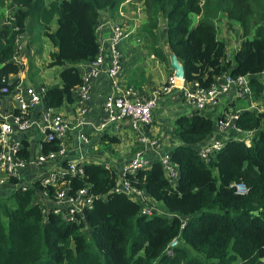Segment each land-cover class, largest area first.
<instances>
[{"label":"trees","instance_id":"obj_1","mask_svg":"<svg viewBox=\"0 0 264 264\" xmlns=\"http://www.w3.org/2000/svg\"><path fill=\"white\" fill-rule=\"evenodd\" d=\"M44 1L0 0V13L13 12L11 23L0 25V99L3 89L10 93L18 84L10 79L20 71L13 61L16 36L29 30L55 49L46 67L62 68L60 85L43 87L41 96L46 107L57 110L72 103L73 90L81 83L77 65L98 53L100 13L120 18L119 12L132 7L127 0H59L49 7ZM135 1L134 10L138 4L145 18L137 33L143 49L166 68V50L171 53L182 66L185 83L206 89L220 76L249 77L252 100L261 110L242 109L234 121L238 130L252 132L249 145L225 140L205 162L197 151L211 134L212 120L198 112L177 117V144L168 151L176 182L165 178L154 158L148 169L125 176L131 188L159 203L164 214L141 215L135 201L114 191L113 167L85 160L80 177L62 179L68 196L84 190L90 199L80 215L63 218L50 207L42 212L35 195L43 189L53 198L50 186L13 189L0 196V264H264V82L258 77L264 68V0ZM218 15L239 25L233 62L216 39ZM53 18L56 27L50 31ZM97 133L105 145L119 142L108 130ZM57 149L56 141L40 143L43 155ZM15 156L28 160L27 142H21ZM234 184L243 185L245 194H237ZM176 237L177 245L166 253Z\"/></svg>","mask_w":264,"mask_h":264},{"label":"built area","instance_id":"obj_2","mask_svg":"<svg viewBox=\"0 0 264 264\" xmlns=\"http://www.w3.org/2000/svg\"><path fill=\"white\" fill-rule=\"evenodd\" d=\"M127 2L128 0L125 3ZM135 9L136 12H138V9L140 11L138 4H135ZM12 14L13 12L7 14L0 21V25L8 26L12 21L10 17ZM119 16L125 18L121 12H119ZM104 26L110 28L109 38L105 41L107 52L105 54L103 53L102 43L99 45L98 39L96 38L98 44L96 57L83 66H77L79 71H81L79 75L81 83L76 87L75 98L81 104V107L77 114L76 127L86 125L96 132H101L103 130L117 131L120 126L124 125L129 131L137 134L138 141L146 149L152 151V154H156L157 141L151 139L145 133V130L152 122V111L157 107V102L168 99L174 94L180 95L184 104L192 109V113H200L206 108H216L219 104V97L226 93H231L234 100L248 102L249 107L247 106L245 110H261V106L253 105L254 101L252 100V92L248 84V76L230 77L224 75L221 81H215L209 88L202 89L194 83V88L188 89L185 87L183 79L180 80L171 73L162 85L148 97L130 91L128 93H121L116 81L121 70L118 45L129 34L119 24L113 23L110 26L109 24H104ZM22 35L16 36L15 47L18 55L13 57L14 63L18 66L22 64L19 57V50L21 49L20 43L23 39ZM100 76L105 77L110 82L111 92L105 94L101 99L98 121L91 122L85 119L84 116L91 103V84ZM258 77L264 82V68ZM13 91L18 92L16 113L0 116V173L2 174V177H0V187L6 185L12 186L14 182H9V180L17 179L18 173L28 167V165L39 167L43 163L61 160L65 163L64 167L60 166L55 169L54 166H51L46 174L37 177V184L40 187L50 186L54 189L53 198H50L42 189L40 190L43 191L39 197L40 202L35 201V203H39L38 205L41 207L42 212L50 207L53 214L61 215L63 218L80 215L82 209L89 205L90 199L84 197V190L77 192L74 196H68L64 188V182L62 181L66 175L79 177L82 175V160H67L63 158L66 152L64 141L70 129L69 123L57 111L58 109H51L43 104L41 99L44 92L43 87L28 85L20 88L17 84ZM10 93H7L4 89L2 90V94L5 96ZM38 105H42L38 119L27 117V112L33 110ZM238 113L239 111H221L217 116L214 125L220 133V139L206 141L198 149L197 155L202 160L207 162L210 155L221 149L225 140H238L247 146L249 145L252 132H242L234 126V121ZM34 129H37L42 135V142L56 141L58 149L55 153L49 152L43 155L40 153L39 146L36 151L37 155L33 154V158L29 155L27 161L20 160L15 156V152L21 148V142L17 140L13 144L8 145L7 138L11 134L21 138ZM160 165L164 171L165 178L174 184L177 179V171L170 163L168 157L162 158ZM103 166L108 167L107 165ZM148 168V161L142 157V152L139 151L128 159L117 173L115 172L116 180L114 191L121 192L129 199L135 201L140 207L139 213L144 216L154 214L156 208L148 197L129 186L125 176ZM232 187L239 195H243L246 192L245 187L241 184H234ZM20 188L25 189L29 187L21 185ZM177 239L176 237L170 241L166 253H170L171 249L177 245Z\"/></svg>","mask_w":264,"mask_h":264},{"label":"crops","instance_id":"obj_3","mask_svg":"<svg viewBox=\"0 0 264 264\" xmlns=\"http://www.w3.org/2000/svg\"><path fill=\"white\" fill-rule=\"evenodd\" d=\"M129 4L132 8H126V12L123 14L125 18H118L117 16L113 17L112 19L109 17V15L106 12H101L99 16V24L97 25V29H95L96 38L98 39V44L100 45L102 43L103 46V53L105 54L107 52V48L105 47V41L108 40L110 35V28L104 26V24L113 25V23L119 22V25L122 26L124 31L128 32V36L121 41V43L118 45V53L120 55V63H121V70L120 73L116 79L121 93H128L134 92L141 96L148 97L150 96L153 91H155L158 87L162 85V83L166 80L164 76H147L145 78H134V77H123L122 71H123V65L127 63L128 60H135V59H143L144 64L141 67L142 71L140 76H146L147 71H144L145 67L153 68V65L146 64L145 60L154 61V64L159 65L155 62L152 56L148 55V53L143 49L142 42L137 36L138 28L144 23V13L142 10H140V14L138 16V19L136 18V9L134 10V4L135 0H128ZM127 4H125L123 7H125ZM139 12V9H138ZM227 24V23H223ZM229 25V24H228ZM216 29V28H215ZM28 31L29 33H26ZM24 34L22 35L23 39L20 43L21 49L19 50V57L21 59V66L20 71L18 75L11 79H17L18 85L20 88L26 87L28 85L31 86H40V87H46V86H54V84H36L35 81V74L36 71H40L37 67L39 64L41 66L47 65L49 62V56H47V60H42L43 55V47L40 43V38L38 35L41 34H34L31 33L29 30H26ZM237 35L238 40L240 41L239 34L240 32H235ZM159 38L160 41H162V45H164L163 41V30L162 33H160L159 30ZM103 41V42H102ZM236 40L231 41L230 44H228V48L230 50L236 51ZM42 42V41H41ZM140 43V44H139ZM223 43V42H222ZM46 50L44 55H49L50 53L54 52L55 49L53 46L48 43H46ZM224 44V43H223ZM225 46V44H224ZM38 47H40V51L38 53ZM165 49V47H164ZM226 56L229 58L230 55ZM167 56L170 54L166 50ZM146 56V58L144 57ZM32 61V65L29 62L28 64L33 68V73L26 74L25 69L27 68V62ZM170 61V58L168 57V62ZM179 63V62H178ZM79 65H84V63H81ZM78 65V66H79ZM163 66V65H162ZM136 63L134 62L131 64V68H135ZM166 68V67H165ZM41 69H43L41 67ZM78 69V67H77ZM35 72V73H34ZM79 75L81 74V71L78 69ZM59 73H57L58 75ZM29 75V76H28ZM171 75V70L167 71V77ZM42 76L47 79L48 83H51L53 77L52 76ZM222 76L217 78L216 81H221ZM59 85V84H57ZM185 87L188 89L194 88V82L185 83ZM75 90H73L72 97L73 101L71 104H63L57 111L60 112V114L64 117V119L69 123V131L66 135L64 146L66 149V152L63 156V158L67 160H84L87 162H96L98 157H101V163L102 165H107L113 167L114 171L117 173L123 164L133 157V155L136 152L141 151L142 157L146 159L150 165L151 159L154 158L158 161H160L164 157H168V151L177 144V140L174 137V122L177 117L180 116H190L192 114V109L184 104L182 99L180 98V95L174 94L168 99H163L157 102V107L154 111H152V122L151 124L146 128L147 133L149 137L153 140L157 141V153L152 154V151H149L146 149V147L138 141L137 134L135 132L129 131L124 125L120 126L117 131L110 130L108 133L115 134L118 137L119 142L116 143V145L101 143L99 142V136L96 131L92 130L89 126L83 125L76 127V118L78 111L81 107V104L76 100L75 98ZM91 90V103L89 107L87 108L86 115L84 116L85 119L91 122H97L99 119V107L101 103L102 97L111 92V84L110 82L103 76L98 77L90 87ZM17 97L18 92H11L10 94L4 96L2 99H0V116L3 115H9L16 113V105H17ZM158 104H160V107H158ZM254 106L260 107L256 102H253ZM247 106L249 107V103L245 102L244 106L238 105L236 106L234 103V97L231 95V93L223 94L219 97V104L216 108H206L202 112H207L205 116L209 117L213 122V127L211 134L209 135L207 142L213 140H219L220 139V133L217 131L214 121L217 118V116L221 113V111H227V112H240L242 109H246ZM169 107L168 113L165 115V111ZM189 109L190 111H187L186 109ZM42 110V105H38L33 110H29L26 114L27 117L38 119L39 113ZM1 121V120H0ZM19 140V142L25 141L28 144L29 149V155L33 158V154H31L30 150L35 149L38 150L40 143L42 142V135L37 129L32 130L31 132L23 135L21 138L18 136H15L13 134L9 135L7 138V144L11 145L15 141ZM105 147V152L100 151V146ZM113 153L112 157L110 156ZM37 155V152L34 153ZM61 160L52 161L49 163H43L39 167H34L32 165H28L25 169L21 170L18 173V178L14 180V183L12 186H4L0 187V196L1 195H7L9 194L13 189H16L18 187L26 186L31 187L37 183V177L40 175H44L47 173L49 168L51 166H54L55 169L59 168L61 166ZM0 177H2V174L0 173ZM38 194L35 195V201L40 202V196L42 195L43 191L37 190ZM148 199V198H147ZM149 200V199H148ZM151 203V201H150ZM39 204V203H38ZM152 204V203H151Z\"/></svg>","mask_w":264,"mask_h":264},{"label":"rangeland","instance_id":"obj_4","mask_svg":"<svg viewBox=\"0 0 264 264\" xmlns=\"http://www.w3.org/2000/svg\"><path fill=\"white\" fill-rule=\"evenodd\" d=\"M58 1L59 0H45L44 4L46 3V6L49 7L52 3L58 2ZM9 6H10V4H9ZM136 13H137L136 14V18L138 19L140 11L136 12ZM6 15L4 13H0V21L3 18H5ZM224 22L227 23V24H223ZM214 25H215V28H216V39L218 41L223 42L225 44V50L228 53L227 55H230L229 56V60L231 62H233L232 57H233V54L235 53V51L230 50L228 48V46H229L228 44H230L231 41H234V40L237 39L236 46L238 48L240 41L238 40L237 35L235 34V32H238V31L240 32L239 25L236 22L228 20L223 15H218L217 16V18L215 19ZM55 27H56L55 18H53L51 20V22H50V31L55 30ZM26 33H29V32L26 31ZM160 33H162V29H160ZM38 37L42 41V42L40 41V43H41V45L43 47V50H42L43 55H41L42 56V60H47L48 59L47 56H49V55H44V53H45V50H46V45H47L46 43L49 44V41L44 36L38 35ZM40 50H41L40 47H38V53H39ZM144 57L146 58V56H144ZM29 62L32 65V61L31 60L27 62V68L25 69L26 74L33 73V68L28 64ZM134 62L136 63V67L132 69L131 68V64H133ZM143 64H144V60L143 59H135V60L134 59L133 60L130 59V60H128L127 63H125L123 65L124 66L123 67V71H122L123 77H126V79H128V77L145 78L148 75L149 76L155 75V76H159V77L164 76V78L166 79L167 78V71H170V68H165L161 64L156 65V64H154V61L145 60V65L146 64H151V65H153V68L152 67L151 68L145 67L144 71H147V75L146 76H140L141 71H142L141 67L143 66ZM37 67L39 68L40 71H36V74H35V76H36L35 77L36 84H42L43 83V84H49V85H52V84H54V85L59 84L60 85V80L58 78L57 73H59L61 71V69H62L61 67L47 68L45 66H41L40 64ZM41 67L43 69H41ZM42 74L46 75V76H52L53 79H52L51 83H48L47 79H45L42 76ZM35 86H37V85H35ZM234 103H235L236 106H238V105L244 106L245 101L234 100ZM158 107H160V104H158ZM168 110H169V107H167V109H166V111L164 113L165 115L168 113ZM186 110L190 111L188 108ZM206 113H207L206 111L205 112H200V114L203 115V116H205ZM108 131H110V130H108ZM112 145H116V144H111L110 147ZM100 151L101 152H105L106 151L105 147L101 145L100 146ZM30 152H31V154H34L36 152V148L30 150ZM110 154H111L110 156L112 157L113 153H110ZM96 161H98V163H101V157H98V159ZM211 173H212V175L214 177L216 176L215 170L212 169ZM153 205L156 208L155 213L164 214L163 211H162V207H161V205L159 203H153ZM261 263L263 264V261H261Z\"/></svg>","mask_w":264,"mask_h":264},{"label":"water","instance_id":"obj_5","mask_svg":"<svg viewBox=\"0 0 264 264\" xmlns=\"http://www.w3.org/2000/svg\"><path fill=\"white\" fill-rule=\"evenodd\" d=\"M168 57L170 58L169 61V67L173 73V75L182 80L183 79V70H182V66L180 63H178L177 59L170 53L168 55Z\"/></svg>","mask_w":264,"mask_h":264},{"label":"clouds","instance_id":"obj_6","mask_svg":"<svg viewBox=\"0 0 264 264\" xmlns=\"http://www.w3.org/2000/svg\"><path fill=\"white\" fill-rule=\"evenodd\" d=\"M78 66V65H77ZM170 68V67H169ZM171 70V69H170ZM171 73H172V71H171ZM173 74V73H172ZM160 162V161H159Z\"/></svg>","mask_w":264,"mask_h":264}]
</instances>
